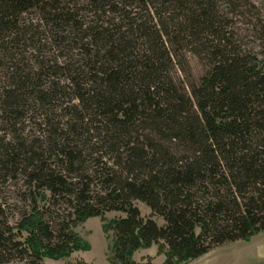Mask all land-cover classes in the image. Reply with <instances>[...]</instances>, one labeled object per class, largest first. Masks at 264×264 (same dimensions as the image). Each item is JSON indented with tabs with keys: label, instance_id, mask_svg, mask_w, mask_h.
Segmentation results:
<instances>
[{
	"label": "trees",
	"instance_id": "obj_1",
	"mask_svg": "<svg viewBox=\"0 0 264 264\" xmlns=\"http://www.w3.org/2000/svg\"><path fill=\"white\" fill-rule=\"evenodd\" d=\"M92 218L111 264H153L133 260L153 245L187 264L264 232L251 0H0V264L88 250L74 228Z\"/></svg>",
	"mask_w": 264,
	"mask_h": 264
},
{
	"label": "rangeland",
	"instance_id": "obj_2",
	"mask_svg": "<svg viewBox=\"0 0 264 264\" xmlns=\"http://www.w3.org/2000/svg\"><path fill=\"white\" fill-rule=\"evenodd\" d=\"M251 1L261 9L264 21V0ZM138 206L142 216H149L150 211L147 207L142 204ZM118 216L117 213H108L105 220L111 221ZM103 225L104 221L101 218H92L81 223L74 228V232L89 249L72 252L63 259H45L44 264H111L113 234L105 232ZM147 258H150L153 264H163L165 261V255L161 252L159 245L140 249L133 255V260L137 263L145 262ZM13 264L23 263L14 262ZM187 264H264V232L253 236L248 241L224 244Z\"/></svg>",
	"mask_w": 264,
	"mask_h": 264
}]
</instances>
